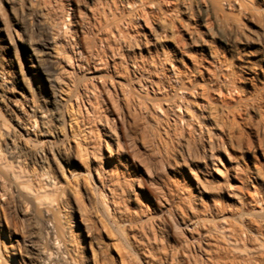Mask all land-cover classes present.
<instances>
[{"label": "rangeland", "instance_id": "rangeland-1", "mask_svg": "<svg viewBox=\"0 0 264 264\" xmlns=\"http://www.w3.org/2000/svg\"><path fill=\"white\" fill-rule=\"evenodd\" d=\"M32 3L53 38L60 140L75 157L65 178L90 192L115 264H169L162 231L189 238L181 216L188 232L238 238L236 250L209 242L226 264H264V0ZM119 215L132 220L124 236ZM153 228L163 241L147 248ZM72 236L84 264L88 248Z\"/></svg>", "mask_w": 264, "mask_h": 264}, {"label": "bare ground", "instance_id": "bare-ground-1", "mask_svg": "<svg viewBox=\"0 0 264 264\" xmlns=\"http://www.w3.org/2000/svg\"><path fill=\"white\" fill-rule=\"evenodd\" d=\"M32 1L0 0V115L5 119L0 122V264H76L71 257L73 233L76 241L88 248L84 264H115L101 237L104 228L90 192L76 183L71 188L65 178L69 162L75 157L60 140L64 114L62 89L51 60L53 38L43 23V13L33 8ZM79 194L87 209L79 203ZM66 197L73 202L71 212H62L68 208ZM101 202L109 214L108 204ZM115 205L112 202L114 213L123 212ZM117 218L114 223L121 224L118 230L124 236L130 230L124 224L132 220L125 221L120 215ZM179 219L176 224L184 226L182 232L189 234L187 239L168 230L162 235L160 228L159 232L153 228L151 233H144L147 248L163 241L158 235L173 243L161 244V263L170 259L169 264H226L229 252L213 251L209 242L232 241L235 250L239 246L234 234L223 230L199 234L194 229L189 233L186 219ZM164 221L157 227L172 226ZM155 262L150 260V264Z\"/></svg>", "mask_w": 264, "mask_h": 264}]
</instances>
